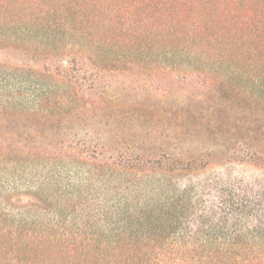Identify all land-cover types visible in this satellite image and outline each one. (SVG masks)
I'll return each instance as SVG.
<instances>
[{
    "label": "trees",
    "instance_id": "obj_1",
    "mask_svg": "<svg viewBox=\"0 0 264 264\" xmlns=\"http://www.w3.org/2000/svg\"><path fill=\"white\" fill-rule=\"evenodd\" d=\"M218 72L264 87V0H0V264H264V182L87 142L120 92Z\"/></svg>",
    "mask_w": 264,
    "mask_h": 264
},
{
    "label": "rangeland",
    "instance_id": "obj_2",
    "mask_svg": "<svg viewBox=\"0 0 264 264\" xmlns=\"http://www.w3.org/2000/svg\"><path fill=\"white\" fill-rule=\"evenodd\" d=\"M147 74L134 77L143 79ZM150 76L155 81L170 78ZM209 76L213 83L206 87L204 97H187L178 108L162 106L150 91L151 96L144 95L148 108L141 110L134 91L120 92L119 100L104 104L97 118L100 125L91 127L87 142L108 141L113 151H143L170 159L205 158L210 168L201 180L215 176L263 183L264 171L254 169L248 161L257 154L264 155V87L237 76L226 81L229 75L224 72ZM199 90L190 86L169 89L165 100L169 104L174 102L175 94L189 92L195 96ZM134 124L138 130H133Z\"/></svg>",
    "mask_w": 264,
    "mask_h": 264
}]
</instances>
